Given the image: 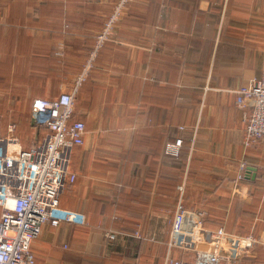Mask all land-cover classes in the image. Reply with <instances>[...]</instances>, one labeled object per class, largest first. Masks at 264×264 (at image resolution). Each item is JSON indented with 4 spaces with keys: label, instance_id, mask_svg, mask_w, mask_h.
Wrapping results in <instances>:
<instances>
[{
    "label": "crops",
    "instance_id": "1",
    "mask_svg": "<svg viewBox=\"0 0 264 264\" xmlns=\"http://www.w3.org/2000/svg\"><path fill=\"white\" fill-rule=\"evenodd\" d=\"M46 1L0 0V124L29 149L46 132L34 101L77 86L86 132L61 203L86 223L44 224L36 264L193 261L168 244L181 187L205 226L257 236L235 264H264V142L245 143L252 109L234 93L264 71V0H66L61 19Z\"/></svg>",
    "mask_w": 264,
    "mask_h": 264
},
{
    "label": "built area",
    "instance_id": "2",
    "mask_svg": "<svg viewBox=\"0 0 264 264\" xmlns=\"http://www.w3.org/2000/svg\"><path fill=\"white\" fill-rule=\"evenodd\" d=\"M76 88L48 99H36L32 119L37 135L31 148L25 149L16 136L15 124L0 136V264H36L32 244L46 223L69 222L84 225L86 215L62 206L61 196L68 182L75 179L70 170L73 148L84 143L86 124L72 120ZM239 107L251 106L246 126V144L264 142V71L259 79L234 90ZM182 138L165 144V153L178 156ZM177 205L170 248L191 251L193 261L177 259L175 264H235L259 239L252 233L239 234L222 227L209 228L203 212ZM113 241L115 232H108Z\"/></svg>",
    "mask_w": 264,
    "mask_h": 264
},
{
    "label": "trees",
    "instance_id": "3",
    "mask_svg": "<svg viewBox=\"0 0 264 264\" xmlns=\"http://www.w3.org/2000/svg\"><path fill=\"white\" fill-rule=\"evenodd\" d=\"M65 1L66 0H47L46 1V6H45V8H44V17H47V16H53L54 15V17H59L60 19L62 18V16H63V14H62V5L65 3ZM115 12V6H114V9H113V12H111V14H110V16H109V18L107 19V22H106V24H105V26L107 25V23L109 22V21H111L112 20V18H113V13ZM118 16V15H117ZM122 16L123 15H121V16H119V17H116L113 21H115V22H117L118 20H120L121 18H122ZM46 33V32H45ZM44 33V34H45ZM107 42V41H106ZM105 45V44H104ZM103 45V46H104ZM102 46V47H103ZM74 48L76 49V47L74 46ZM101 48V47H100ZM98 49V51H97V54L95 55V57H94V59H93V65H92V67L93 66H95L96 65V63H97V61H98V59H99V55H100V52H101V49ZM95 54V53H94ZM84 81V80H83ZM76 94H77V92H76ZM75 100H76V95H75V99H74V103H75ZM25 110L24 109H22V113L24 112ZM21 114H16L15 115V117H18V116H20ZM7 116H8V112H7V110H0V121H2V122H5V121H8L7 122V124L9 123V122H11V116L10 117H8L7 118ZM72 120H82V119H79V118H76L75 117V109L73 108V114H72ZM16 121V120H15ZM83 121V120H82ZM6 124V126L8 127V125ZM33 125V124H32ZM15 126H16V124H15ZM24 127H26L25 125H23ZM34 126V125H33ZM1 136H2V134H1ZM257 142H262V141H260V140H257ZM263 143V142H262ZM25 149H27V148H25ZM181 149H182V147H181ZM181 152V151H180ZM69 185V182L67 183V185H66V187ZM67 188H65V190H66ZM1 207V206H0ZM1 210H2V207H1ZM2 212V211H1ZM204 217H202L203 218V220H204V222L207 224V220L208 219H206L208 216L206 215V213L203 215ZM221 226V225H220ZM244 258V255L238 260V262L241 260V259H243Z\"/></svg>",
    "mask_w": 264,
    "mask_h": 264
},
{
    "label": "rangeland",
    "instance_id": "4",
    "mask_svg": "<svg viewBox=\"0 0 264 264\" xmlns=\"http://www.w3.org/2000/svg\"><path fill=\"white\" fill-rule=\"evenodd\" d=\"M5 127H6V124H4V125H1L0 124V132L1 131H3L4 129H5ZM181 132L179 133V135L178 136H182V131L184 130L183 128L182 129H179ZM177 131H178V129H177ZM179 132V131H178ZM7 133V132H6ZM5 133V134H6ZM5 134H2V135H5ZM0 136H1V133H0ZM67 188V187H66ZM61 200H62V196H61Z\"/></svg>",
    "mask_w": 264,
    "mask_h": 264
}]
</instances>
